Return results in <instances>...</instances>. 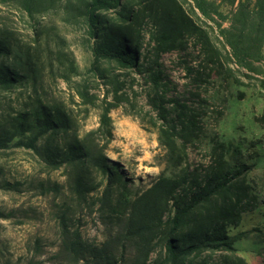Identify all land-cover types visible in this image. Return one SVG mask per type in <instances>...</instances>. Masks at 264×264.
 <instances>
[{"label": "rangeland", "instance_id": "374dc122", "mask_svg": "<svg viewBox=\"0 0 264 264\" xmlns=\"http://www.w3.org/2000/svg\"><path fill=\"white\" fill-rule=\"evenodd\" d=\"M123 3L133 13L141 9V0ZM184 8L220 49L219 59L206 57L196 33L186 35L183 48L157 54L152 40L156 22L146 12L141 21V68L130 70L113 60H94L96 40L77 5L66 7L62 2L31 17L14 3H0V26L13 33L22 50L20 61L30 58L33 63L28 77L10 90L0 88V130L12 131V117L41 105L64 111L67 122L64 134L38 142L42 154L14 146V140L0 148V264H50L65 224L88 243L106 239L112 225L101 220L98 202L105 178L92 167L85 168L92 190L80 196L76 185L80 169L67 162L54 167L45 161L47 146L64 150L74 137L103 146L108 163L126 178L131 199L159 178L176 176L186 165H207L216 140L238 145L244 163L253 165L246 180L258 200L264 201V125L257 120L264 108L260 72L264 62L253 64V71L237 66L219 34L218 24L224 26L225 20L194 14L188 3ZM227 9L223 15H228ZM115 11L110 9L106 16L115 20ZM38 24L42 27L36 33ZM152 71H159L157 86L151 82ZM159 97L170 124L179 121L181 111L185 119V113L197 115L196 128L185 131L177 126L172 150L160 140L167 122L155 106ZM109 103L115 106L108 112L111 136L106 138L98 128ZM242 217L229 230L243 233L233 243L235 253L248 264H264V204ZM212 259L215 262L217 254Z\"/></svg>", "mask_w": 264, "mask_h": 264}, {"label": "trees", "instance_id": "16d2710c", "mask_svg": "<svg viewBox=\"0 0 264 264\" xmlns=\"http://www.w3.org/2000/svg\"><path fill=\"white\" fill-rule=\"evenodd\" d=\"M62 2L66 7L77 5L87 22L89 33L96 40L95 61L108 59L123 69L140 70L141 21L146 12L156 22L152 40L157 54L183 48L186 35L196 33L206 57L216 61L220 49L199 30L184 8V3H188L194 14L196 11L212 21L225 20L224 26L218 24L219 34L228 57L237 66L253 71V64L264 62V0H141V9L135 13L123 0H0L4 4L14 3L31 17ZM112 8L116 9L115 20L106 16ZM224 8H228V15H223ZM41 27L35 25V32ZM12 36L8 28L0 26V88L7 90L33 71L30 58L25 63L20 61L22 50ZM260 72H263L264 88V71ZM150 78L157 86L159 71H152ZM159 98L155 106L160 118L167 122L160 140L172 150L177 126H183L185 131L196 128L197 115L185 113V119L181 111L179 121L170 124L165 103ZM113 106L109 103L100 116L98 130L106 138L111 136L108 112ZM257 120L264 125V108ZM9 127L12 131L0 130V148L14 140V146L42 154L38 142L43 137L66 132V113L41 105L12 117ZM164 137L167 141H163ZM85 141L74 137L64 150L47 146L45 161L54 167L60 162L78 167L76 185L80 196L92 190L87 185L85 168L98 171L106 180L98 198L101 220L112 227L106 239L96 244L88 243L78 231L63 225L60 243L50 256V264H248L235 253L233 246L243 233L231 234L229 230L241 222L245 212L264 201L258 200L246 180L245 175L253 165L244 163L238 145L216 140L207 165L192 168L186 165L176 176L159 178L131 199L126 178L120 169L108 163L103 146H90ZM165 212L167 216L163 218ZM214 254H217L215 262Z\"/></svg>", "mask_w": 264, "mask_h": 264}]
</instances>
